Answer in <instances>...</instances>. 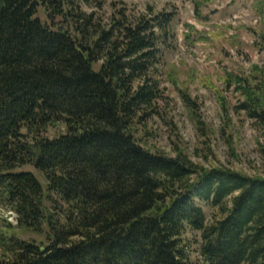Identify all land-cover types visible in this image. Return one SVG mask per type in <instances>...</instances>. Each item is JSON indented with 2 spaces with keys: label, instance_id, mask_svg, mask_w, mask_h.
Masks as SVG:
<instances>
[{
  "label": "trees",
  "instance_id": "obj_1",
  "mask_svg": "<svg viewBox=\"0 0 264 264\" xmlns=\"http://www.w3.org/2000/svg\"><path fill=\"white\" fill-rule=\"evenodd\" d=\"M105 1L0 0V205L42 235L1 234L0 264H264V177L139 142L172 18L121 11L104 24L83 7ZM232 78L264 125L263 87Z\"/></svg>",
  "mask_w": 264,
  "mask_h": 264
},
{
  "label": "rangeland",
  "instance_id": "obj_2",
  "mask_svg": "<svg viewBox=\"0 0 264 264\" xmlns=\"http://www.w3.org/2000/svg\"><path fill=\"white\" fill-rule=\"evenodd\" d=\"M83 7L96 11L104 24L121 11L133 21L143 15L172 18L161 62L153 72L162 97L147 125H139L142 145L170 156L182 152L199 168L227 167L264 177V125L240 108L246 98L232 78L248 79L250 86L264 89V0H106L102 8ZM63 131L58 125L48 135ZM28 168L46 183L41 172ZM203 207L209 220L221 216L217 208ZM17 219L0 205V235L42 239L18 227ZM185 236L190 256L202 262L201 233L188 230Z\"/></svg>",
  "mask_w": 264,
  "mask_h": 264
}]
</instances>
